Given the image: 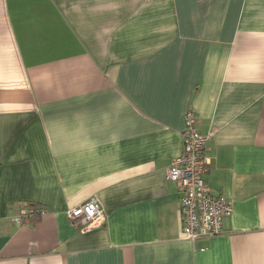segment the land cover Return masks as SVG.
Returning a JSON list of instances; mask_svg holds the SVG:
<instances>
[{
    "label": "crops",
    "instance_id": "obj_1",
    "mask_svg": "<svg viewBox=\"0 0 264 264\" xmlns=\"http://www.w3.org/2000/svg\"><path fill=\"white\" fill-rule=\"evenodd\" d=\"M190 110L233 206L197 242L167 178ZM0 228V264H264V0H0Z\"/></svg>",
    "mask_w": 264,
    "mask_h": 264
},
{
    "label": "built area",
    "instance_id": "obj_2",
    "mask_svg": "<svg viewBox=\"0 0 264 264\" xmlns=\"http://www.w3.org/2000/svg\"><path fill=\"white\" fill-rule=\"evenodd\" d=\"M185 120L183 151L170 163L167 178L181 196L182 239L197 242L223 235L225 221L231 218L233 206L224 196L213 193L206 180L210 165L207 152L212 135L199 132L194 111L190 110ZM32 217V212L22 207L10 221L24 226L31 224ZM67 218L80 233L100 229L107 222L103 206L96 197L70 209Z\"/></svg>",
    "mask_w": 264,
    "mask_h": 264
},
{
    "label": "trees",
    "instance_id": "obj_3",
    "mask_svg": "<svg viewBox=\"0 0 264 264\" xmlns=\"http://www.w3.org/2000/svg\"><path fill=\"white\" fill-rule=\"evenodd\" d=\"M31 212H32V221H31V224L33 223V222H35L36 220H37V218L39 217V214L41 213L40 211H39V207L38 206H32V205H28V206H26Z\"/></svg>",
    "mask_w": 264,
    "mask_h": 264
}]
</instances>
